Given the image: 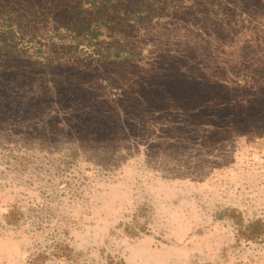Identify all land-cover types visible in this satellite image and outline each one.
Segmentation results:
<instances>
[{"label":"rangeland","instance_id":"rangeland-1","mask_svg":"<svg viewBox=\"0 0 264 264\" xmlns=\"http://www.w3.org/2000/svg\"><path fill=\"white\" fill-rule=\"evenodd\" d=\"M2 1L0 264H264V0Z\"/></svg>","mask_w":264,"mask_h":264},{"label":"trees","instance_id":"trees-1","mask_svg":"<svg viewBox=\"0 0 264 264\" xmlns=\"http://www.w3.org/2000/svg\"><path fill=\"white\" fill-rule=\"evenodd\" d=\"M4 4L3 6H1ZM25 5V9H15L14 5L10 1H0V16L4 18L3 26L7 29H12L16 31L17 29H24L27 25H23V22L26 18L31 16H36L41 10L47 8L41 3H36L37 5ZM20 6V5H18ZM51 8L53 9L51 13L50 23L47 24V33H45L44 38L40 37V41H47L51 37V32H61L66 31L70 35H73V38H78L81 36L94 37L98 33V26L104 24L109 26L113 24V19L108 15L106 11L98 12L94 16L91 14L84 13L83 4H80L78 1H67L65 3H59L55 0L51 2ZM48 7V9L50 8ZM110 10V2H108V7ZM145 8L143 5H140L138 9ZM92 9V8H91ZM101 11V10H99ZM110 12V11H109ZM45 25V22L42 23ZM63 31V32H64ZM20 35H24L22 31L19 30ZM22 39V38H20ZM33 39L26 40V43H32Z\"/></svg>","mask_w":264,"mask_h":264}]
</instances>
